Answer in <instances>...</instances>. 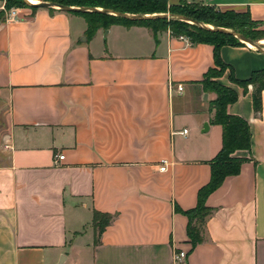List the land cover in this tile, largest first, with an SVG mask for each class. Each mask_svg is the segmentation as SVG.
Masks as SVG:
<instances>
[{"label":"crops","instance_id":"0c3cea01","mask_svg":"<svg viewBox=\"0 0 264 264\" xmlns=\"http://www.w3.org/2000/svg\"><path fill=\"white\" fill-rule=\"evenodd\" d=\"M198 1L264 29V0ZM4 8L0 264H264V91L255 114L252 86L229 80L264 70V53L219 49L228 68L215 81L236 92L227 113L248 123L251 147L232 154L240 171L207 197L205 240L190 251L182 211L222 147L215 95L201 84L213 48L139 25L88 37L81 16L57 9L21 7L6 22ZM94 210L114 216L97 244ZM175 252L186 257L174 262Z\"/></svg>","mask_w":264,"mask_h":264},{"label":"trees","instance_id":"16d2710c","mask_svg":"<svg viewBox=\"0 0 264 264\" xmlns=\"http://www.w3.org/2000/svg\"><path fill=\"white\" fill-rule=\"evenodd\" d=\"M49 2L56 5L77 8H103L112 11L146 15V14H174L185 16L191 20L203 23L214 28L232 29L247 39L257 42L264 36V30H259L260 24L251 19L248 12L219 11L213 7L200 4L191 8L188 0H179L177 5L169 6L168 0H36ZM5 8L26 7L22 0H7ZM35 10L36 8H32ZM81 16L87 25L86 35L92 37L102 28L108 29L112 25L144 26L154 34L168 30L172 37L186 38L191 44H207L213 48L214 67L207 71L201 82L205 92L215 95L209 103L212 113L211 123L219 125L222 129V147L210 162L209 182L197 192V201L193 209L182 211L187 217L186 234L190 251L205 240V227L208 217L213 210L206 205L207 197L215 191L228 176L237 175L240 171L242 160L233 158L236 151H249L251 147V132L248 123L238 116L229 115L227 106L237 101L236 92L227 86L219 84V78L228 68L219 57V49L223 46H245L232 36L218 32L206 31L197 25L188 24L178 20L156 19L147 21H128L112 16L93 13H71ZM231 83L246 88L251 85L252 106L255 114L261 112V95L264 91V70L253 72L245 81L229 77ZM180 211V210H179ZM113 215L93 211L92 226L95 231L94 243L97 244L100 236L113 220Z\"/></svg>","mask_w":264,"mask_h":264},{"label":"water","instance_id":"95a60500","mask_svg":"<svg viewBox=\"0 0 264 264\" xmlns=\"http://www.w3.org/2000/svg\"><path fill=\"white\" fill-rule=\"evenodd\" d=\"M24 5L29 8H41V9H57L62 12L66 13H93V14H102V15H107V16H112L132 22L136 21H147V20H156V19H167V20H178L182 22H186L188 24L192 25H197L199 28L206 30V31H212V32H218L221 34H225L228 36H232L235 39H237L241 44L250 47L251 49L264 53V47L261 45H258L256 42H253L240 33L236 32L235 30L232 29H226V28H214L212 26L196 22L194 20H191L185 16L181 15H174L170 13L166 14H146V15H136V14H127V13H120L116 11H112L110 9H103V8H77V7H67V6H61V5H56L53 3L49 2H41L39 1L38 4H31L27 0H22ZM207 124L205 123L203 125V129H207Z\"/></svg>","mask_w":264,"mask_h":264},{"label":"built area","instance_id":"2783aa9c","mask_svg":"<svg viewBox=\"0 0 264 264\" xmlns=\"http://www.w3.org/2000/svg\"><path fill=\"white\" fill-rule=\"evenodd\" d=\"M4 5L7 0H2ZM4 16H5V21L6 22H15L18 21V7H11L9 9L4 8ZM183 38V37H182ZM172 89V88H171ZM183 90V87L181 85L176 86L175 91L178 93H181ZM182 134H186V130L182 132ZM57 160H63V156L60 155L56 158ZM162 167L160 168L161 171H164L166 169V161L161 162ZM186 257V253L184 252H175L173 255V261L174 262H179L183 260Z\"/></svg>","mask_w":264,"mask_h":264},{"label":"rangeland","instance_id":"374dc122","mask_svg":"<svg viewBox=\"0 0 264 264\" xmlns=\"http://www.w3.org/2000/svg\"><path fill=\"white\" fill-rule=\"evenodd\" d=\"M187 3L190 4L191 8H193V7H199L200 4H201L198 0H188ZM259 30H264V29H261L260 28ZM259 41L263 42L264 41V36L260 40H258L256 42L258 45H261V43Z\"/></svg>","mask_w":264,"mask_h":264},{"label":"bare ground","instance_id":"6f19581e","mask_svg":"<svg viewBox=\"0 0 264 264\" xmlns=\"http://www.w3.org/2000/svg\"><path fill=\"white\" fill-rule=\"evenodd\" d=\"M28 2H30L31 4H37V1L36 0H27ZM261 44H264V41L261 42Z\"/></svg>","mask_w":264,"mask_h":264}]
</instances>
